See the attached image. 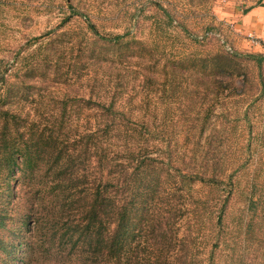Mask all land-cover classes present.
<instances>
[{"label":"trees","instance_id":"1","mask_svg":"<svg viewBox=\"0 0 264 264\" xmlns=\"http://www.w3.org/2000/svg\"><path fill=\"white\" fill-rule=\"evenodd\" d=\"M65 3L69 13L61 18L60 28L79 15L92 35V44L102 48L91 49L92 64L116 59L122 63L128 50L143 47L144 42L129 29L103 34L71 0ZM154 4L170 16L159 2ZM141 8H134L131 14H138ZM182 30L190 36L186 27ZM25 59V69L15 67L19 70L16 79L9 77L10 68L0 71V253L4 261L13 260L16 251L26 245L27 258L34 254L35 264H264L263 238L257 262L252 263L246 253L257 238L256 228L264 225V186L258 183L256 168L250 173L245 161L228 165L224 160L230 134L225 112L212 117V105L202 108L208 95L224 99L242 93L243 88L239 91L233 81L248 78L243 62L252 60L260 68L264 54L222 50L205 56H179L166 65L169 71L163 83L147 71L143 77L151 88L139 102L128 97L129 91L136 95L138 90L134 85L129 88L130 77L125 72L110 90L100 87L109 80L94 76L91 95L58 99L52 106L55 112H48L49 103L34 92L37 71L51 68L61 79L74 73L69 68L77 62L59 72L54 53L45 59L33 56L29 60L28 55ZM260 76L264 89V75ZM155 85H161L164 94L170 92L166 98L177 95L175 99L180 101L190 95L186 102L189 115L194 114L175 141L195 143L189 151L196 165L181 168L159 160L158 153L164 156L166 152L171 162L172 142L168 140L171 136L165 138L168 132L163 127L168 108L163 117L151 110ZM136 109L141 113H135ZM216 121L223 126L218 128L219 135L206 133L208 124ZM215 140L216 148L210 144ZM250 148L249 141L246 156ZM163 171L169 180L162 176ZM244 174L249 176L250 190L239 218H234L231 199L247 183L240 179ZM180 181L216 192L228 189L218 200V196L196 195L186 202V208L180 202L160 206L156 201L160 187L181 191ZM258 206L262 208L256 215Z\"/></svg>","mask_w":264,"mask_h":264},{"label":"rangeland","instance_id":"2","mask_svg":"<svg viewBox=\"0 0 264 264\" xmlns=\"http://www.w3.org/2000/svg\"><path fill=\"white\" fill-rule=\"evenodd\" d=\"M155 1L167 9L169 17H166L154 4ZM71 2L76 10L89 16L101 33H122L129 29L137 39L144 42V45L140 50L131 49L135 52L128 50L125 53L127 58L122 60L127 68L124 71L121 69L124 63H119L118 59L112 63L101 60L99 64H92L91 49L101 50L102 48L92 44V35L87 31L83 18L74 15L67 25L60 28L61 18L69 13L65 0H0V71L10 68L9 77L16 79V73L19 71L16 69L20 66L23 69L26 68L25 56L27 55L29 60L33 56L45 59L54 53L56 61L60 64L59 72L66 71L71 64L77 62L73 68L72 66L69 68L74 73L61 79L52 74L51 68L37 71L39 80L35 84L38 87L34 89V92L39 93L40 98L44 96L49 103V108H46L48 112L56 111L52 106L58 99L74 95L85 97L91 95L94 76L109 80L100 87L110 90L117 82L116 79L120 81L125 72V75L130 77L129 88L134 85L138 90L136 95H132L134 92L129 91L128 97L139 102L142 101L143 96L147 95L145 90L151 88L148 85L149 81L143 76H147V71H150L154 73L158 82L163 83L166 71H169L166 70V65L175 60L174 58L189 54L205 56L222 50L261 53L250 50L247 47V44H251L248 33H242L235 27L241 22L244 0H71ZM139 6H142L141 11L133 16L131 12ZM183 26L187 28L190 36L182 30ZM49 30L52 31L48 35H42ZM39 36L40 39H35ZM18 51L21 54H18ZM243 64L248 78L244 81L242 76L236 77L233 83L239 91H242V88L244 91L224 99L208 95L202 108L204 110L206 105H212V117L225 112V116L230 119L227 126L230 134L226 142L228 151L225 152L224 160L228 165H240L245 161V166L250 173L256 168L255 173L259 176L258 183L264 186V89L260 83V73L264 75V61L260 68L252 60H246ZM70 75L73 76L71 79ZM134 76L136 79L133 80ZM63 78L68 80L64 81ZM262 79L264 81V76ZM96 89L99 90L98 86ZM179 94L178 97L182 95L181 92ZM152 95L155 106L151 107V110L157 117H163L165 107L168 108V121L163 127L168 132L165 138L172 137H168V140L172 142L169 152L172 155L171 162L166 152L164 156L158 153L161 157L158 159L169 166L171 163L172 166L177 163V166L181 168L196 165L192 164V161L196 159L189 151L195 147V143L184 139L175 141L177 134L190 124L191 115L194 114L189 115L190 111L186 102L190 95L182 97L180 101L175 99L177 95L166 98L165 96L170 95V92L164 94L161 85L152 87ZM165 99L172 100L166 103L163 101ZM86 113L89 111L85 110ZM140 113L141 111L138 112ZM219 126L223 128L220 121L208 124L206 133L210 131L214 135L218 134ZM249 141L251 148L249 155L246 156V145ZM210 144L216 148L218 140ZM163 148H166L165 144ZM196 158L199 163L201 157L198 153ZM168 165L166 166L169 167ZM186 171L187 169L183 170L184 173ZM161 174L165 179H170L165 171ZM240 179L248 184L244 183L240 188L244 190L243 193L236 190L231 199L230 211L234 218H239L245 203V195L250 190L249 176L244 174L240 176ZM174 180H179V177H175ZM180 185L181 191L175 189L176 192L169 188L164 191L163 187H160L156 193L158 196L156 201L159 200L160 206H175L177 202H180L183 208H186V202L193 200L196 195L207 199L218 196V200L219 195H223L228 189L226 186L224 190L219 189V192H216L215 189L207 187L196 185L190 187L187 182H181ZM261 192L264 193V189ZM258 196L257 192L253 198L256 200ZM155 204L159 205L156 202ZM261 208L258 206L254 214H259ZM187 226L188 224H185L184 232L187 231ZM255 232L257 238L249 243L246 250L249 258H252V263L257 262L262 251L260 240L264 239V225L258 226ZM25 246L22 245L21 249L16 251L13 260L7 258L4 261L5 256L0 253V264H28L29 261L35 264V255L27 258Z\"/></svg>","mask_w":264,"mask_h":264},{"label":"crops","instance_id":"3","mask_svg":"<svg viewBox=\"0 0 264 264\" xmlns=\"http://www.w3.org/2000/svg\"><path fill=\"white\" fill-rule=\"evenodd\" d=\"M243 6L241 22L235 25L236 29L264 38V0H244ZM247 47L254 52L264 53V45L247 44Z\"/></svg>","mask_w":264,"mask_h":264},{"label":"built area","instance_id":"4","mask_svg":"<svg viewBox=\"0 0 264 264\" xmlns=\"http://www.w3.org/2000/svg\"><path fill=\"white\" fill-rule=\"evenodd\" d=\"M249 40L251 44L261 46L264 45V38L258 37V36H253L252 34H248Z\"/></svg>","mask_w":264,"mask_h":264}]
</instances>
